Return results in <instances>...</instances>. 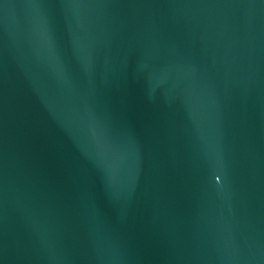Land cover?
Wrapping results in <instances>:
<instances>
[{
    "label": "water",
    "instance_id": "95a60500",
    "mask_svg": "<svg viewBox=\"0 0 264 264\" xmlns=\"http://www.w3.org/2000/svg\"><path fill=\"white\" fill-rule=\"evenodd\" d=\"M0 264H264V0H0Z\"/></svg>",
    "mask_w": 264,
    "mask_h": 264
}]
</instances>
